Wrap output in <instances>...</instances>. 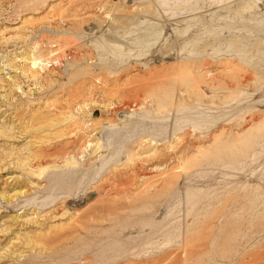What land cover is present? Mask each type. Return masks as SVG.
Returning a JSON list of instances; mask_svg holds the SVG:
<instances>
[{
    "label": "rangeland",
    "instance_id": "obj_1",
    "mask_svg": "<svg viewBox=\"0 0 264 264\" xmlns=\"http://www.w3.org/2000/svg\"><path fill=\"white\" fill-rule=\"evenodd\" d=\"M0 264H264V0H0Z\"/></svg>",
    "mask_w": 264,
    "mask_h": 264
}]
</instances>
